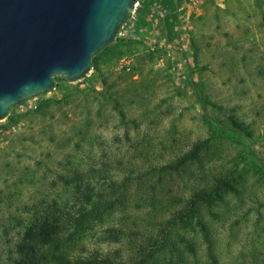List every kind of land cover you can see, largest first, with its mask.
<instances>
[{"label": "rangeland", "instance_id": "1", "mask_svg": "<svg viewBox=\"0 0 264 264\" xmlns=\"http://www.w3.org/2000/svg\"><path fill=\"white\" fill-rule=\"evenodd\" d=\"M176 2V16L164 31L160 16L165 1L143 0L97 54L100 74L92 68L73 82L55 77L50 92L10 107L0 120V264L23 256L19 246L27 244L32 222L38 223L52 205L61 208L72 200L74 185H65L58 176L108 160L116 166L117 181L133 168L132 177L148 185L155 182L143 175L148 167L167 163L205 138L214 144L205 170L217 174L233 169L243 176L235 185L237 192H225L211 215L203 213L216 261L206 256L195 226L180 232L194 253L179 237L173 238L176 249L159 264L263 263L264 0ZM108 72L115 84L107 90L101 82ZM195 88L209 103L215 123L203 116ZM115 98L123 104L119 110L124 117L113 109ZM35 106L47 114L21 116ZM10 118L18 120L10 124ZM232 121L248 133L220 125ZM173 178L164 191L184 196L205 180L189 172ZM157 208L154 212L143 200L132 198L126 211L74 235L72 252L118 254L117 260L127 264L141 238L127 232L156 235L163 217ZM11 218H19L22 225L16 227ZM4 226L12 228L7 236ZM110 227L126 234L109 239Z\"/></svg>", "mask_w": 264, "mask_h": 264}, {"label": "trees", "instance_id": "2", "mask_svg": "<svg viewBox=\"0 0 264 264\" xmlns=\"http://www.w3.org/2000/svg\"><path fill=\"white\" fill-rule=\"evenodd\" d=\"M164 1L165 11L160 16V24L162 29L167 31L168 24L176 16L177 2L176 0ZM97 61L98 55L92 58V68L100 74ZM111 74L108 72L107 78L101 75V83L107 90L115 84L108 80ZM195 94L200 102L203 116L210 124L215 123L208 112L209 103L202 98L196 88ZM108 97L111 99L110 94ZM122 106L123 104L116 98L113 100L114 110H119ZM39 112L43 116L47 114L46 110L35 106L34 110H29L21 116L29 117ZM121 116L124 117L122 112ZM17 120V118L15 121L14 118H10L9 123H16ZM220 125L234 133H248L247 129L236 121H232L228 126L221 123ZM213 145L211 139H199L187 151L167 163L148 167L143 175L155 178V182H150L148 185L142 182L139 176L132 177L135 171L133 168H129V174L117 181L113 177L116 166L111 165L108 160L92 161L85 170L74 168L68 176H58L57 179L65 185H74L72 200L61 208L56 204L52 205L48 214L43 215L38 223L30 224L27 230L29 240L27 244L19 246L23 256L20 259H13L11 264H123L117 260L120 258L118 254H116L117 258L110 254L98 253V251L86 255L74 254L70 245L74 235L82 234L90 230L92 226L107 221L116 212L126 211L132 198L137 203L143 200L153 211L159 207L163 217L158 222L159 229L156 235H143L133 230L127 232L133 239L141 236L136 248L131 250L133 256L128 258L127 264H159L166 254L173 253L176 249L173 238L178 237L185 242L187 249L194 253L193 244L183 239L180 232L192 231L195 226L201 233L206 256L214 263L216 261L214 243L203 213L211 215V208L222 201L225 192L229 190L237 192L235 185L239 184L243 176L233 169L217 174L205 170L214 156ZM193 166H196L195 170L192 169ZM186 172L193 177L196 173L200 174L205 180L194 184L195 186L191 188L187 196L164 191V186L172 183L173 177ZM132 187H134L133 190ZM137 193L140 197L135 198L133 195ZM135 206L140 207L139 204ZM11 219L16 223V227L22 225L19 218ZM11 230L12 228L4 226V235L7 236ZM125 234L126 232L122 229L115 227L107 230L109 239L115 240Z\"/></svg>", "mask_w": 264, "mask_h": 264}, {"label": "water", "instance_id": "3", "mask_svg": "<svg viewBox=\"0 0 264 264\" xmlns=\"http://www.w3.org/2000/svg\"><path fill=\"white\" fill-rule=\"evenodd\" d=\"M136 0H0V120L48 93L55 77L77 81L115 38Z\"/></svg>", "mask_w": 264, "mask_h": 264}, {"label": "built area", "instance_id": "4", "mask_svg": "<svg viewBox=\"0 0 264 264\" xmlns=\"http://www.w3.org/2000/svg\"><path fill=\"white\" fill-rule=\"evenodd\" d=\"M184 1L186 2V1H192V0H184ZM142 2H143V0H136V2L133 4V10H132L131 14L134 13V11L136 10V7Z\"/></svg>", "mask_w": 264, "mask_h": 264}]
</instances>
